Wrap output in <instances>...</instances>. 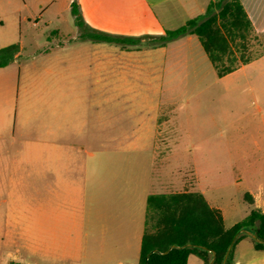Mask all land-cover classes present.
Instances as JSON below:
<instances>
[{
  "label": "rangeland",
  "instance_id": "1",
  "mask_svg": "<svg viewBox=\"0 0 264 264\" xmlns=\"http://www.w3.org/2000/svg\"><path fill=\"white\" fill-rule=\"evenodd\" d=\"M78 1L0 0V48L17 43L19 63L55 46L66 64L76 57L72 148L62 158L33 149L30 161L0 160V264H135L131 233L148 195L200 192L229 210L228 226L251 210L243 194L264 174V57L219 79L193 37L202 64H111L117 46L80 39L70 11ZM125 14L96 7L92 24ZM188 51L175 56L189 60ZM245 54L264 56V33L252 34ZM14 151L8 140L0 150Z\"/></svg>",
  "mask_w": 264,
  "mask_h": 264
},
{
  "label": "crops",
  "instance_id": "2",
  "mask_svg": "<svg viewBox=\"0 0 264 264\" xmlns=\"http://www.w3.org/2000/svg\"><path fill=\"white\" fill-rule=\"evenodd\" d=\"M209 2L210 0H79L77 9L84 27L89 30L114 36L142 38L162 36L166 30H173L183 25L187 20L202 15ZM240 2L251 21L254 32L256 34L264 33V8L255 6L253 0H240ZM96 7L101 11L103 9L105 14L118 11L126 12V14L125 17L120 15L116 21L106 20L103 25H100L101 27H94L92 21H95L94 10ZM193 37L195 36L186 35L166 43L163 47H144L140 43L129 47L110 44L117 48H111L112 51L107 60L111 64H202L204 58L200 50H198V56L201 63L192 57ZM199 46L201 47L200 43ZM55 49H58V46H55ZM55 49H45L38 54L40 60H37V56L33 55L26 63L17 61L20 57L19 51L8 66L0 68V119L5 121L4 129H6L4 132L0 130V150L6 140L16 150L14 153L3 154L0 152V160L18 157L25 162L27 159L30 161L33 149L53 152L57 158H62L66 146L72 148L65 142L66 101L76 102L74 89L76 79H74V73L70 67L71 64L76 66V57L68 59L71 64H66L65 56ZM179 50L181 52L189 50L190 59L187 60L179 55L175 56ZM204 55L208 60L205 53ZM262 57L264 56H260L252 62ZM228 75L221 78L216 75V77L222 79ZM67 84L71 86H67ZM75 107L76 104L73 105L71 112L75 110ZM9 116H11V126L7 130ZM258 164H260L259 161L256 165ZM256 172L259 175L260 169ZM260 177L257 184L250 186L244 193H248L252 197L253 204L249 205L251 209L264 211V174H261ZM182 192L192 191L183 190ZM209 196L213 197V195ZM205 200L210 205L206 198ZM210 206L219 210L225 225L229 210L220 207L217 202ZM237 222L225 226L230 227ZM141 224L140 228L131 233L136 258L135 264L138 263L141 239L146 230V214L144 218L142 217ZM193 257L196 256L188 257L187 264H196ZM199 261L198 264H202L200 259ZM233 264H264V251L255 250L249 237L243 238L234 248Z\"/></svg>",
  "mask_w": 264,
  "mask_h": 264
},
{
  "label": "trees",
  "instance_id": "3",
  "mask_svg": "<svg viewBox=\"0 0 264 264\" xmlns=\"http://www.w3.org/2000/svg\"><path fill=\"white\" fill-rule=\"evenodd\" d=\"M71 14L75 24L82 30L81 40L94 43L115 44L121 47L134 46L144 38L151 43L149 47H163L166 43L186 35H194L217 77L228 75L259 57L245 54L247 41L255 33L240 0H210L202 15L187 20L183 25L166 30L159 37H123L89 30L84 27L75 3H71ZM17 43L0 48V68L8 66L19 53ZM248 205L253 204L248 193L243 194ZM146 219L154 221V228L145 230L140 244L137 264H187L190 255H194L209 264H222L224 255L236 233L246 230L264 241V211L251 209L242 220L226 227L219 210L211 207L202 194L197 192H180L170 194H150L146 197ZM248 236L240 233L226 258L224 264H233V252L236 244ZM254 249L264 251V244L250 239ZM185 248H172L171 246ZM157 250L158 253H152Z\"/></svg>",
  "mask_w": 264,
  "mask_h": 264
},
{
  "label": "water",
  "instance_id": "4",
  "mask_svg": "<svg viewBox=\"0 0 264 264\" xmlns=\"http://www.w3.org/2000/svg\"><path fill=\"white\" fill-rule=\"evenodd\" d=\"M240 233H244V234H246L250 239L254 240L256 243L264 244V241L259 240V239H258L253 233H251V232H249V231H246V230H240L238 233H236V234L234 235V237H233V239H232V241H231V243H230V245H229V247H228V249H227V251H226V253H225V255H224V258H223V262H222V264L225 263L226 258H227L228 254H229V251H230V249H231V247H232V245H233V243H234L236 237H237ZM189 246H190L189 244L183 245V246H181V247H178V246H171L170 248H168V250H166V251H165L164 253H162V254L167 253V252H168L170 249H172V248H185V247H189ZM152 253H158V251H157V250H152V251H150V252L146 255V257H148V256H149L150 254H152ZM213 261H214V254L212 253V259H211V261H210L209 264H212ZM144 264H147V260L145 261Z\"/></svg>",
  "mask_w": 264,
  "mask_h": 264
}]
</instances>
